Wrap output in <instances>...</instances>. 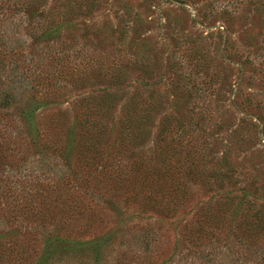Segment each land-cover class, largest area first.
Wrapping results in <instances>:
<instances>
[{"label": "rangeland", "instance_id": "1", "mask_svg": "<svg viewBox=\"0 0 264 264\" xmlns=\"http://www.w3.org/2000/svg\"><path fill=\"white\" fill-rule=\"evenodd\" d=\"M0 104V264H264V0H0Z\"/></svg>", "mask_w": 264, "mask_h": 264}, {"label": "trees", "instance_id": "2", "mask_svg": "<svg viewBox=\"0 0 264 264\" xmlns=\"http://www.w3.org/2000/svg\"><path fill=\"white\" fill-rule=\"evenodd\" d=\"M7 97L8 96L5 95V98H7ZM22 119L24 121L23 124H22V135L24 137V141H26L25 145H27V147H28V152H29V155H30L29 158H32V159L36 160L35 157H37L38 159L36 161H38L40 164L41 163L45 164V163L48 162V155L49 154H57V157L56 158H58V160L60 159L61 162H65V163L70 162L67 158H64L61 155L62 154V148L61 147H58L55 144V142H53L51 140V138H49V136L46 134V131L43 133L40 130V128H39L40 126H35V125L33 126V124L30 123L24 117ZM118 135L119 134L116 135V139H119L120 136H118ZM163 149L161 148V151H160L161 153H159V157L160 156L164 157V155H166L168 153V151L166 149H164V150ZM180 160H181V158L179 159V163H180L179 166H180V168L181 167L183 168L184 166L182 164V160L181 161ZM59 167L61 169L64 167L67 170H70L69 165H67V164L66 165L64 164L63 166L62 165H59ZM180 174L181 173H179V175ZM193 175H194V172L192 173V176ZM68 176H71L72 177V174L69 172L68 173ZM116 176L117 177L118 176L120 177V173H117ZM158 176H159V174H157V178H158ZM129 178H132V176L129 175ZM157 180H159V178ZM142 183H144V182L142 181ZM158 186H156V188H153V185L152 184L151 185H147L146 183H144L142 185V187H143V189L145 191L144 192V195H147V196H153V194H154V196L156 194L158 195V193L160 192L159 188H163V187L164 188H167V183L164 182V181H161V182L158 183ZM162 191H163L164 194H166V192H165L166 190L162 189ZM209 216H210L208 218L209 220H211V221H214L215 220V216L214 215L211 214ZM184 223H186V221ZM176 224H177V222H175L174 220H173V222H171V225L172 226H175Z\"/></svg>", "mask_w": 264, "mask_h": 264}]
</instances>
